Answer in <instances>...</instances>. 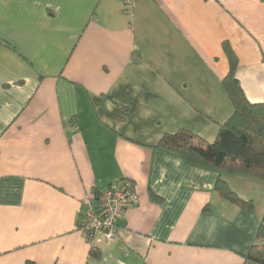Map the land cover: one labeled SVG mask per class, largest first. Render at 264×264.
Listing matches in <instances>:
<instances>
[{
    "label": "crops",
    "instance_id": "obj_1",
    "mask_svg": "<svg viewBox=\"0 0 264 264\" xmlns=\"http://www.w3.org/2000/svg\"><path fill=\"white\" fill-rule=\"evenodd\" d=\"M236 78L264 103V0H0V264H257L264 182L157 146L213 143ZM254 208L219 196V179ZM120 182L114 241L81 230ZM93 251V253H92ZM98 254L96 257L94 254Z\"/></svg>",
    "mask_w": 264,
    "mask_h": 264
},
{
    "label": "trees",
    "instance_id": "obj_2",
    "mask_svg": "<svg viewBox=\"0 0 264 264\" xmlns=\"http://www.w3.org/2000/svg\"><path fill=\"white\" fill-rule=\"evenodd\" d=\"M225 49L230 70L223 80V86L232 101L234 112L220 125L216 140L206 143L199 136L184 130L165 135L157 146L189 164L209 167L227 175H251L264 182V103L248 101L236 78L238 59L228 45H225ZM215 190L221 198L245 211L254 208L252 201L241 199L221 178ZM94 255L98 257L96 253ZM245 259L264 264V216L258 227L256 243Z\"/></svg>",
    "mask_w": 264,
    "mask_h": 264
},
{
    "label": "built area",
    "instance_id": "obj_3",
    "mask_svg": "<svg viewBox=\"0 0 264 264\" xmlns=\"http://www.w3.org/2000/svg\"><path fill=\"white\" fill-rule=\"evenodd\" d=\"M123 5L127 14H134L136 0H123ZM97 201L98 205L94 207L90 200H86L89 210L80 225L81 230L90 240L100 232L106 241L112 242L116 236L118 221L128 207L138 204V195L132 184L120 182L101 193Z\"/></svg>",
    "mask_w": 264,
    "mask_h": 264
}]
</instances>
